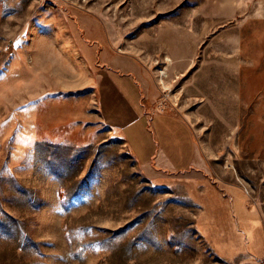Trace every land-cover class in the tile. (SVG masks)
Returning <instances> with one entry per match:
<instances>
[{
  "label": "rangeland",
  "instance_id": "obj_1",
  "mask_svg": "<svg viewBox=\"0 0 264 264\" xmlns=\"http://www.w3.org/2000/svg\"><path fill=\"white\" fill-rule=\"evenodd\" d=\"M118 62L189 125L190 170L143 167L102 118ZM250 260L264 262V0H0V264Z\"/></svg>",
  "mask_w": 264,
  "mask_h": 264
},
{
  "label": "crops",
  "instance_id": "obj_2",
  "mask_svg": "<svg viewBox=\"0 0 264 264\" xmlns=\"http://www.w3.org/2000/svg\"><path fill=\"white\" fill-rule=\"evenodd\" d=\"M111 67L115 71L111 68L112 73H102L99 81L102 118L122 132L143 167L174 173L190 170L196 163L197 144L189 125L174 114L151 110L150 101L145 103L149 82L141 75L137 64L118 62ZM129 101L139 102L140 109L133 110ZM144 105L149 107L144 108ZM111 108L121 111L112 114ZM245 264L264 262L250 260Z\"/></svg>",
  "mask_w": 264,
  "mask_h": 264
},
{
  "label": "bare ground",
  "instance_id": "obj_3",
  "mask_svg": "<svg viewBox=\"0 0 264 264\" xmlns=\"http://www.w3.org/2000/svg\"><path fill=\"white\" fill-rule=\"evenodd\" d=\"M165 73V72H164Z\"/></svg>",
  "mask_w": 264,
  "mask_h": 264
}]
</instances>
